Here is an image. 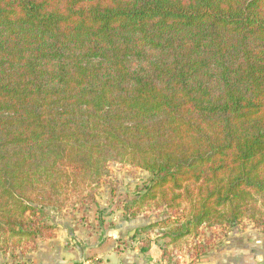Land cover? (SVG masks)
<instances>
[{"label":"trees","instance_id":"16d2710c","mask_svg":"<svg viewBox=\"0 0 264 264\" xmlns=\"http://www.w3.org/2000/svg\"><path fill=\"white\" fill-rule=\"evenodd\" d=\"M112 162L150 174L130 239L157 229L140 250L168 264L264 227V0H0V251L96 203Z\"/></svg>","mask_w":264,"mask_h":264},{"label":"crops","instance_id":"0c3cea01","mask_svg":"<svg viewBox=\"0 0 264 264\" xmlns=\"http://www.w3.org/2000/svg\"><path fill=\"white\" fill-rule=\"evenodd\" d=\"M67 211L70 212L63 216ZM79 212L82 213L81 210L72 211L65 208L47 211V222L50 221L55 234L51 239L38 240L37 250L30 254L35 264H90V260L86 258L93 253L108 256L109 261L107 260L106 264H165V261H161V248L156 243L144 253L138 245L123 256L118 252L109 251L110 237L113 235L111 230L118 236L130 235L139 227L134 219H125L122 215V220L111 229L107 228L105 232L104 226L103 232L99 230V233H94L85 231V228L78 224L75 216ZM113 221L115 220L111 218V222ZM104 223L103 219L101 225ZM105 237L108 238L104 240ZM216 244L206 254L193 257L189 254L181 258L178 264H264V232L257 228H251L249 225L235 226L228 229L227 235ZM5 259L0 251V260L3 262Z\"/></svg>","mask_w":264,"mask_h":264},{"label":"rangeland","instance_id":"374dc122","mask_svg":"<svg viewBox=\"0 0 264 264\" xmlns=\"http://www.w3.org/2000/svg\"><path fill=\"white\" fill-rule=\"evenodd\" d=\"M149 179L150 174L141 168L125 165L118 162H112L109 166V174L103 176L97 189L95 190L96 203H91L86 209L82 207L75 209L82 211V213L79 212L75 216L78 224H80L81 227H84L85 231L90 230L91 232L93 231L94 233H99V230H102L101 232L104 231V226L106 227L105 232L107 228L111 229L114 224H116L119 220H122L123 216L125 219H127V211L125 205L128 204L132 206L133 202L137 199V192L143 190L144 186L149 182ZM65 209L72 210L69 206H67ZM90 211H92L93 213ZM131 211L133 210H130L129 212ZM68 212L70 211L64 212L63 216H66ZM129 214L130 213H128V216H130ZM100 218L102 220H105L104 225L100 224ZM111 218H113L115 221L111 222ZM128 218L137 221L136 223L137 225H139L138 228L145 226L151 222H155V220L159 219L157 217V213H152L151 210H142L136 217ZM48 224L50 225V221L48 222ZM246 225H249L254 229L257 228L253 223H250L247 220H243L237 226L244 227ZM257 229L264 232V227H260ZM111 231L113 235L110 237L111 246L109 251H114L115 253L118 252L119 255L123 256L131 248L137 245L139 246L140 242L138 243V241L142 238L154 239L156 237L157 229L140 233L139 238H137L136 240L130 239V236L133 235L135 231L132 234H128L126 236H118L117 234H114V230ZM217 232L221 234L222 230L213 229V233L217 234ZM54 234L55 230L53 228L52 235L54 236ZM223 236L225 235H223L222 233L221 236L216 240V243H218ZM107 238L108 237H105L104 240H106ZM200 241L203 242V236L198 237V240L190 237L186 242L170 246L169 250L172 253L171 258H173L171 262L174 264H178L181 258H185L189 254H191L192 257L194 255H199L197 244H199ZM160 242L162 243L163 241ZM69 246H73V244H69ZM37 248L38 246L32 251H28L25 256H19L18 259H13L9 255L5 256L3 254L6 259L3 262L0 260V264H35V262H33V260L30 258V254H33V252L36 251ZM86 259L90 260V264H106L107 260L109 261L108 256H101L99 253H93ZM168 263L169 262L165 260V264Z\"/></svg>","mask_w":264,"mask_h":264}]
</instances>
